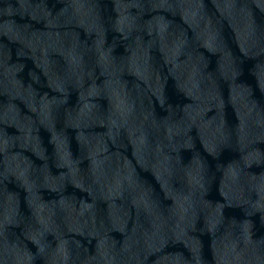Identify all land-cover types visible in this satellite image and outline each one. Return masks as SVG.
Returning a JSON list of instances; mask_svg holds the SVG:
<instances>
[{"label":"water","instance_id":"water-1","mask_svg":"<svg viewBox=\"0 0 264 264\" xmlns=\"http://www.w3.org/2000/svg\"><path fill=\"white\" fill-rule=\"evenodd\" d=\"M0 264H264V0H0Z\"/></svg>","mask_w":264,"mask_h":264}]
</instances>
